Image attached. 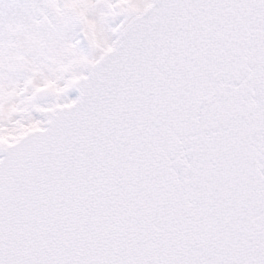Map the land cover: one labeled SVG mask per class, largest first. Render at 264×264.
Instances as JSON below:
<instances>
[{
  "label": "snow or ice",
  "instance_id": "1",
  "mask_svg": "<svg viewBox=\"0 0 264 264\" xmlns=\"http://www.w3.org/2000/svg\"><path fill=\"white\" fill-rule=\"evenodd\" d=\"M0 264H264V0H0Z\"/></svg>",
  "mask_w": 264,
  "mask_h": 264
}]
</instances>
